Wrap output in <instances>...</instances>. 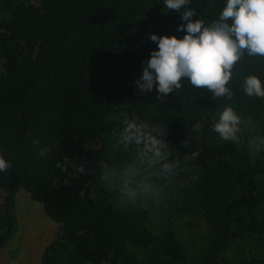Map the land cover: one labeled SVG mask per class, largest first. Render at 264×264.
<instances>
[{
	"label": "trees",
	"instance_id": "16d2710c",
	"mask_svg": "<svg viewBox=\"0 0 264 264\" xmlns=\"http://www.w3.org/2000/svg\"><path fill=\"white\" fill-rule=\"evenodd\" d=\"M223 6L189 5L206 23ZM163 7L0 0V154L12 165L0 173V249L19 230L25 192L59 223L41 264H264V146L251 143L264 136V99L242 89L244 76L264 77V58L234 66L230 99L183 79L166 97L140 94L134 81L157 47L148 35L185 34L180 13ZM229 105L242 119L238 142L211 128ZM120 111L165 128L183 162L159 203H122L99 179L120 157L109 119ZM193 151L198 157L186 160ZM65 158L92 171L58 168Z\"/></svg>",
	"mask_w": 264,
	"mask_h": 264
},
{
	"label": "clouds",
	"instance_id": "9594fccd",
	"mask_svg": "<svg viewBox=\"0 0 264 264\" xmlns=\"http://www.w3.org/2000/svg\"><path fill=\"white\" fill-rule=\"evenodd\" d=\"M190 4L191 0H163V8L180 13L183 23L177 32L185 34L148 35L157 47L143 62L142 75L134 86L140 94L155 91L166 97L182 87L183 79L194 89L206 88L214 100L230 99L234 66L245 56L264 58V0H224L218 18L211 23L199 18ZM242 89L247 96L264 99V77L255 73L244 76ZM109 119L117 124L113 147L120 157L99 173L100 181L122 203H159L183 163L172 156L170 142L165 139L167 130L123 111ZM241 124V115L229 105L211 128L223 141L238 142ZM251 143L257 148L264 146V136L254 137ZM198 155L193 151L185 159L194 160ZM11 166V161L0 154V173ZM56 166L62 170L70 166L76 174L92 171L86 162L68 158ZM80 195L83 197L84 192Z\"/></svg>",
	"mask_w": 264,
	"mask_h": 264
},
{
	"label": "rangeland",
	"instance_id": "374dc122",
	"mask_svg": "<svg viewBox=\"0 0 264 264\" xmlns=\"http://www.w3.org/2000/svg\"><path fill=\"white\" fill-rule=\"evenodd\" d=\"M17 212L20 227L9 244L0 249V264H41L44 250L59 232V223L25 192L19 197Z\"/></svg>",
	"mask_w": 264,
	"mask_h": 264
}]
</instances>
